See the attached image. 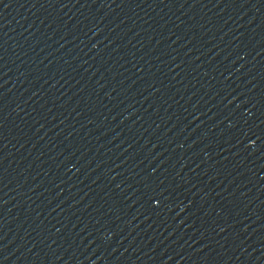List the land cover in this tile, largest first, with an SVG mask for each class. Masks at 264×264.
I'll list each match as a JSON object with an SVG mask.
<instances>
[{"label":"water","instance_id":"95a60500","mask_svg":"<svg viewBox=\"0 0 264 264\" xmlns=\"http://www.w3.org/2000/svg\"><path fill=\"white\" fill-rule=\"evenodd\" d=\"M0 264H264V0H0Z\"/></svg>","mask_w":264,"mask_h":264}]
</instances>
